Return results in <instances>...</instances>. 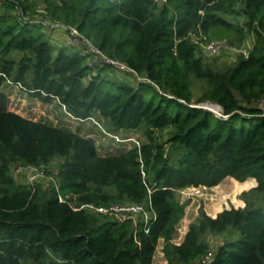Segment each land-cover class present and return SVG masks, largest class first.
Returning a JSON list of instances; mask_svg holds the SVG:
<instances>
[{
    "label": "trees",
    "instance_id": "trees-1",
    "mask_svg": "<svg viewBox=\"0 0 264 264\" xmlns=\"http://www.w3.org/2000/svg\"><path fill=\"white\" fill-rule=\"evenodd\" d=\"M39 11L30 0H0V86L57 101L80 121L96 116L115 130H143L147 141L100 156L91 138L9 111L0 92V264H152L160 239L169 264L208 254L206 264H264L263 206L202 215L172 243L185 208L177 191L233 178L256 182L253 191L264 196V0H44ZM38 16L75 27L132 72L95 63L90 53L56 50ZM192 34L201 42L235 34L252 47L214 70ZM111 70L134 84L103 76ZM192 78L205 82L196 100ZM202 104L220 106L221 116L195 107ZM56 157L65 159L58 191L17 183L10 172L13 163L43 169ZM113 203L142 204L149 219L119 223L73 209ZM207 234L224 239L213 248Z\"/></svg>",
    "mask_w": 264,
    "mask_h": 264
},
{
    "label": "rangeland",
    "instance_id": "rangeland-1",
    "mask_svg": "<svg viewBox=\"0 0 264 264\" xmlns=\"http://www.w3.org/2000/svg\"><path fill=\"white\" fill-rule=\"evenodd\" d=\"M30 1H33L35 3L36 9L41 10L43 8L44 0ZM240 7L241 6H239L238 8ZM225 18L226 20L234 24L244 23V19L242 18V16L237 18L225 16ZM40 29L41 32L45 33L46 36L50 38L56 50L58 48H63L68 52L79 51L83 54L88 52L86 46L83 45L82 42L75 44L74 39H72L66 31L46 27H40ZM221 37V39L230 40L233 41L236 45H240V43L237 42L235 34H232L229 37ZM247 41L249 40H246L244 42ZM20 56L21 54L19 53H12V55H10V58H12L13 60H18ZM201 56L203 63L205 65L208 64L214 70L222 71L233 64H231V61H229L225 54L219 56L217 59H209L204 56V53ZM94 62L98 63L99 59L96 57ZM103 76L111 79H118L131 85L134 84L129 79V75L126 73L122 74L121 72L111 70L105 72ZM131 77L136 79L135 75H132ZM204 88V81L192 78L191 89L193 92L194 100H196L200 96ZM0 92L4 93L7 97V109L9 111L20 114L21 116L33 121H43L54 126L68 128L72 132L78 133L80 136L91 138L94 140L97 154L100 156L126 152L131 148L139 147L142 143H145L147 141L143 130H115L109 122H106L96 116L85 121L77 120L73 118L63 106H60L57 101H52L50 103L40 102L29 97L27 93L10 82L2 83L0 86ZM212 109L218 114L220 113L221 115V110L215 109L214 107ZM157 135L159 136L160 142H163L168 138V133L166 131L160 133L158 132ZM64 161V158L56 157L52 159L47 166L42 168L47 172L58 171ZM18 165L19 164L17 163H13L11 165L10 172L17 183H24V177L17 176L15 174V169ZM232 182L233 178H225L221 183L212 188L202 186L196 188L189 187L176 192V198L180 201V203L185 205V208L184 215L177 224L172 243H180L189 230L190 226L192 224L198 223L202 215L215 218L218 213L222 212L223 210H229L231 208L244 209L248 205H253L255 207H264V196L253 191L256 185L254 181H248L244 184H241V190L239 192L230 194L229 190L232 186ZM39 186L42 189H47L50 185L47 183H42ZM217 188L219 189L216 190L219 191L218 194H216L217 192L213 193L214 189ZM221 200H223L222 203L219 206L215 207L211 212L210 210L212 209L213 205L217 204ZM220 207L221 210L213 214L215 210ZM234 234L235 233L233 232L232 234L230 233L229 237L231 238L235 236ZM205 238L213 248H215L217 243L224 239L223 236H213L211 234H207ZM163 245L164 243L160 239L154 252L152 264H169L168 260L164 257L163 254ZM25 264H30V262H26Z\"/></svg>",
    "mask_w": 264,
    "mask_h": 264
},
{
    "label": "built area",
    "instance_id": "built-area-1",
    "mask_svg": "<svg viewBox=\"0 0 264 264\" xmlns=\"http://www.w3.org/2000/svg\"><path fill=\"white\" fill-rule=\"evenodd\" d=\"M154 3L157 6H161L166 3V0H154ZM39 12H42L41 10ZM34 22L40 25H43L46 28L61 29L66 31L69 36L74 39V43H83L86 46L88 52L92 54L93 60L97 57L100 64L107 63L115 66L117 69L122 71H130L124 64L119 63L116 60L108 59L104 57L101 52L94 47H92L87 40H85L77 31L75 27H68L63 24L50 23L43 19L41 16L34 18ZM193 41L199 45L202 55L206 56L209 59H214L223 54L227 56L229 61H234L238 55L247 56L251 49V42H243L240 45L231 44L226 39H211L201 42L198 37L192 34ZM137 77V74L133 72ZM18 86V85H16ZM19 87V86H18ZM195 107H206L212 109V104H203ZM218 114V113H217ZM220 114V113H219ZM15 174L17 176H23L25 182L29 186H33L36 183H47L50 186L52 185L58 191V181H57V171H48L46 172L43 169L30 165H18L15 169ZM60 202H63L64 199L61 196H58ZM74 210H81L88 213H97V214H106L111 216L115 221L119 223H124L127 221L138 222L143 220L145 222L149 219V212L147 208L142 204H131V203H113L107 206H96L93 204H79L74 206ZM210 258V254L205 257H201L197 260H194L191 264H206Z\"/></svg>",
    "mask_w": 264,
    "mask_h": 264
},
{
    "label": "bare ground",
    "instance_id": "bare-ground-1",
    "mask_svg": "<svg viewBox=\"0 0 264 264\" xmlns=\"http://www.w3.org/2000/svg\"><path fill=\"white\" fill-rule=\"evenodd\" d=\"M215 109H218V108L216 107ZM216 190H219V189H218V188H217V189H214L213 193L217 192L216 194H218L219 191H216ZM240 190H241V184H240L238 181H236L235 179H233L232 186L230 187V190H229L230 194H231V193H232V194H235L236 192H239ZM223 192H225V191H223ZM224 197H225V196H224ZM213 199H214V198H213ZM221 199H223V198H221ZM209 200H210V199H209ZM233 200H234V199H233ZM222 201H223V200L219 201L217 204H214L213 207H212V209H211L210 211L212 212V210H213L215 207L219 206V205L222 203ZM208 203H209V202H208ZM179 232H180V231H179Z\"/></svg>",
    "mask_w": 264,
    "mask_h": 264
},
{
    "label": "water",
    "instance_id": "water-1",
    "mask_svg": "<svg viewBox=\"0 0 264 264\" xmlns=\"http://www.w3.org/2000/svg\"><path fill=\"white\" fill-rule=\"evenodd\" d=\"M213 105V107L214 108H218L219 110H221V112H222V109H221V107L220 106H218V105H215V104H212ZM212 107V108H213ZM197 108H200V109H202V110H206V111H208V112H212V113H215V114H217V112H215L213 109H210V108H206V107H197ZM218 116H221L220 114H217Z\"/></svg>",
    "mask_w": 264,
    "mask_h": 264
},
{
    "label": "crops",
    "instance_id": "crops-1",
    "mask_svg": "<svg viewBox=\"0 0 264 264\" xmlns=\"http://www.w3.org/2000/svg\"><path fill=\"white\" fill-rule=\"evenodd\" d=\"M17 114V113H16ZM18 115H20V114H18ZM21 116V115H20ZM23 117V116H22ZM28 119V118H27ZM256 183V182H255ZM256 186V185H255ZM183 240V239H182ZM179 244V243H178Z\"/></svg>",
    "mask_w": 264,
    "mask_h": 264
}]
</instances>
